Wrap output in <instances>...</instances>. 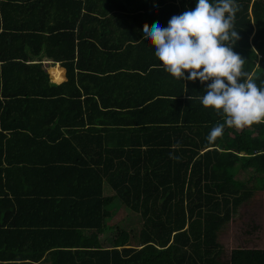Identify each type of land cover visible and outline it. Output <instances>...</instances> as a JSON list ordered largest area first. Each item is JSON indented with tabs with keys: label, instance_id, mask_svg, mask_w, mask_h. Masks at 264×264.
Segmentation results:
<instances>
[{
	"label": "trees",
	"instance_id": "trees-1",
	"mask_svg": "<svg viewBox=\"0 0 264 264\" xmlns=\"http://www.w3.org/2000/svg\"><path fill=\"white\" fill-rule=\"evenodd\" d=\"M235 2L232 49L264 87V0ZM196 3L0 0V264H264L217 239L264 192V120L209 142L211 81L172 77L143 39Z\"/></svg>",
	"mask_w": 264,
	"mask_h": 264
},
{
	"label": "clouds",
	"instance_id": "clouds-1",
	"mask_svg": "<svg viewBox=\"0 0 264 264\" xmlns=\"http://www.w3.org/2000/svg\"><path fill=\"white\" fill-rule=\"evenodd\" d=\"M238 10L235 0H197L194 9L171 17L166 28L158 22L151 28L143 26V39L150 41L167 73L183 81H211L204 95L197 97L223 119L212 128L209 142L225 127L242 129L264 120V87L242 71L245 60L232 49L239 39L234 30Z\"/></svg>",
	"mask_w": 264,
	"mask_h": 264
},
{
	"label": "rangeland",
	"instance_id": "rangeland-1",
	"mask_svg": "<svg viewBox=\"0 0 264 264\" xmlns=\"http://www.w3.org/2000/svg\"><path fill=\"white\" fill-rule=\"evenodd\" d=\"M41 67L44 69H50L52 68L54 74V82L56 81V74H57V65L54 66L53 63L50 62V60H46L45 57H43V60L41 61ZM51 70V73H52ZM50 78V76H49ZM52 81V80H51ZM242 175H249L250 172H242ZM244 176V177H245ZM256 212L259 214V218L261 219V225H262V235L260 237H262L261 241L259 242L258 240L255 241L254 239H250V236L248 235H244V231L247 230V224L249 223L248 220L252 217V215H255ZM128 210L123 207L120 206L116 213L114 214L115 216L112 217L111 222L114 223L115 221H117L118 219L122 218L125 216V222L124 224H120L118 225V227H122L120 229H124L125 232L130 234V230L128 229V227L125 228V225H128L129 223H134L136 222V217L135 219H129L127 220L128 217ZM111 223V224H112ZM120 229H118L117 231H119ZM111 235H115V230H112ZM253 238H257V237H253ZM218 241L220 242V244L223 246H225V251L222 252V255L220 256V258L222 259H228L229 258V254L230 251L234 248L240 247L241 244L243 245H247V243H260L259 245L262 246L264 244V192L263 191H255L253 193L252 198L247 199L246 202H243L237 209V213L235 214L234 217H231L230 221H228L227 225L225 226V228L223 230H221L218 233ZM104 241V239H103ZM130 244V243H129ZM104 246H108V242L103 243ZM131 245H134L131 243ZM106 246V247H107Z\"/></svg>",
	"mask_w": 264,
	"mask_h": 264
},
{
	"label": "flooded vegetation",
	"instance_id": "flooded-vegetation-1",
	"mask_svg": "<svg viewBox=\"0 0 264 264\" xmlns=\"http://www.w3.org/2000/svg\"><path fill=\"white\" fill-rule=\"evenodd\" d=\"M241 205V204H240ZM247 224V230L244 231V235H249L250 239H254L255 241H261L262 237H260L263 233L262 231V225H261V219L259 218V214L256 212L255 215H252V217L248 220ZM257 237V238H253ZM254 243L256 246L254 248H257L260 243Z\"/></svg>",
	"mask_w": 264,
	"mask_h": 264
},
{
	"label": "bare ground",
	"instance_id": "bare-ground-1",
	"mask_svg": "<svg viewBox=\"0 0 264 264\" xmlns=\"http://www.w3.org/2000/svg\"><path fill=\"white\" fill-rule=\"evenodd\" d=\"M56 64H54V66H55ZM50 70V69H49ZM57 75V74H56ZM57 77V79H58V76H56ZM251 245H253L252 247H251ZM246 246H249V248H247ZM256 245L255 244H253V243H247V245L245 244V245H243V244H241L240 245V247L239 248H242V249H255L254 247H255ZM258 248V247H257ZM258 249H264V248H258ZM230 253H231V251H230ZM230 255V254H229Z\"/></svg>",
	"mask_w": 264,
	"mask_h": 264
},
{
	"label": "water",
	"instance_id": "water-1",
	"mask_svg": "<svg viewBox=\"0 0 264 264\" xmlns=\"http://www.w3.org/2000/svg\"><path fill=\"white\" fill-rule=\"evenodd\" d=\"M253 245H251L252 247ZM247 248H249V246H246ZM258 248H264V244L262 246L258 245Z\"/></svg>",
	"mask_w": 264,
	"mask_h": 264
},
{
	"label": "crops",
	"instance_id": "crops-1",
	"mask_svg": "<svg viewBox=\"0 0 264 264\" xmlns=\"http://www.w3.org/2000/svg\"><path fill=\"white\" fill-rule=\"evenodd\" d=\"M57 67H58V65H57ZM58 69H59V68H58ZM57 75H58V74H57ZM52 76H53V75H52ZM51 78H52V77H51ZM53 78H54V77H53ZM62 80H64V75H63V73H62ZM62 80H61V81H62ZM61 81H60V82H61ZM56 83H59V82H56Z\"/></svg>",
	"mask_w": 264,
	"mask_h": 264
}]
</instances>
